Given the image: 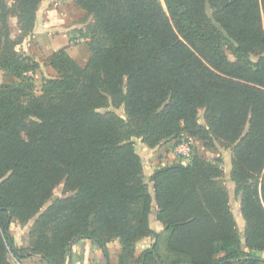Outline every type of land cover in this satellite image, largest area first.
<instances>
[{
	"label": "trees",
	"instance_id": "trees-1",
	"mask_svg": "<svg viewBox=\"0 0 264 264\" xmlns=\"http://www.w3.org/2000/svg\"><path fill=\"white\" fill-rule=\"evenodd\" d=\"M43 1L14 0L24 38ZM74 2L95 21L90 58L54 52L57 77L37 96L39 67L17 51L0 0V71L20 80L0 86V264H66L81 240L106 258L119 240V264L264 263L251 254L264 253V0ZM182 135L231 147L250 252L215 163L194 153L189 166L159 168L151 194L135 139L153 149ZM61 185L71 195L54 198ZM154 203L173 262L159 252ZM14 221L32 223L27 247H16ZM145 238L154 245L136 255Z\"/></svg>",
	"mask_w": 264,
	"mask_h": 264
},
{
	"label": "rangeland",
	"instance_id": "rangeland-1",
	"mask_svg": "<svg viewBox=\"0 0 264 264\" xmlns=\"http://www.w3.org/2000/svg\"><path fill=\"white\" fill-rule=\"evenodd\" d=\"M9 8L12 10L11 16L9 18L8 26L11 33L12 40L19 43L17 46V51L27 55L34 63H37L38 70L35 75H33L35 81V94L37 96L41 95L42 87L44 81L50 78L57 77L53 76L49 70L51 67L48 64L49 56L46 55L45 49L46 44L43 37L52 32V36L58 37L59 39H64L67 42L69 41L71 46H81L84 48V45L88 44V41H84L86 34L89 29L95 25V21L91 16L87 14L86 18H81L76 12V5L74 0H44L39 7L38 13L40 15L37 19L39 21L40 29H44L43 32H40L38 38H34V32L30 36L24 38L22 32L20 31L19 19L14 9V0H5ZM209 16L213 15L212 10L208 8L207 10ZM64 24L65 29L61 31H55V25ZM52 27V28H51ZM36 28V27H35ZM262 30L264 32V15L262 16ZM50 32V33H47ZM46 33V34H45ZM78 39H83L79 43L73 44L72 42ZM28 41V42H27ZM28 51L33 56L28 55ZM85 51V48H84ZM264 55V52H262ZM36 57V59L34 58ZM233 60L232 56H229ZM252 61L256 63L258 61V56L253 55ZM32 76V73H30ZM20 80L15 77L9 76L7 73L0 71V86L5 84L15 85L18 84ZM118 114L123 113V109L117 110ZM204 113L205 110H200L199 121L201 124H204ZM125 118L124 116H122ZM193 139V138H192ZM178 139H170L166 142L161 143L156 148H149L142 139H135L136 150L142 157L145 166V183L149 185L150 192L154 196V184L151 181V177L155 171L159 168H164L171 166L178 162V158L175 154L176 146ZM194 144V153L203 160H207L215 163L222 170V175L217 179L219 185L226 190L229 196V203L233 214L235 216L240 235L242 237V247L246 250L245 246V232H246V223L243 219L241 212V194L237 193V185L232 179V166H233V155L231 147L223 145L222 143H216L213 147H207L202 141L198 139H193ZM71 193H66L64 186L61 185L54 192V198H67ZM32 223L26 225H20L17 221L11 225V232L14 238H19L23 243H29L30 237L29 232L31 230ZM154 239L152 238V241ZM154 244L146 243L139 245V253L143 249H151ZM109 250V263L110 264H119V257L121 252V246L119 240H114L110 243ZM158 246L159 252L163 260L167 263L173 262L175 259L168 250H167V233L164 231L160 237H158ZM23 247V246H22ZM250 252V251H249ZM138 251L136 255H139ZM252 255L264 259V253H255L251 252ZM11 263L13 264V258L10 256ZM264 264V263H260Z\"/></svg>",
	"mask_w": 264,
	"mask_h": 264
},
{
	"label": "crops",
	"instance_id": "crops-1",
	"mask_svg": "<svg viewBox=\"0 0 264 264\" xmlns=\"http://www.w3.org/2000/svg\"><path fill=\"white\" fill-rule=\"evenodd\" d=\"M76 13L81 17V18H86L87 17V13L82 10L81 8H79L78 6H76ZM40 13V11H39ZM38 13V17L39 14ZM55 31H61L65 29V25L64 24H58L55 25ZM52 28V27H51ZM44 29H40L39 27V21L37 19V23H36V28H35V32H34V38H38V35L40 36V32H43ZM50 33V32H47ZM46 34V33H45ZM45 40V44H46V55L50 56L52 55L54 52H57L61 49H65L70 56L76 60V62H78L81 66H85L90 58V52L88 50L87 45H84V48L82 49L81 46H71L69 41L67 42L64 39H59L58 37H54L52 36V32L50 34H46L45 37H43ZM89 38H85V41H88ZM28 42V41H27ZM28 55L32 56L31 53L28 51ZM33 57V56H32ZM36 59V57H34ZM37 60V59H36ZM49 70H52L51 73L53 76H56V72L50 68ZM157 212H158V207L156 205V203L153 204V208H152V214L150 217V221H151V227L154 231H156L159 235H162V233L164 232V226L157 221ZM12 233V232H11ZM14 237V236H13ZM15 239V245L18 248L23 247H27V243H25L23 245V243L20 241V237L19 238H14ZM151 244L155 243V240L152 241V238H145L141 241H139L137 243L136 246V252L138 251L139 253V245H143L146 243H150ZM110 245V244H109ZM108 245V248H110V246ZM145 250L148 249H143L141 251L144 252ZM109 253V250H108ZM139 253V254H141ZM109 257L110 254H108V257L106 258L105 255L102 253V251L100 250V248L98 246H96L92 241L90 240H81L78 241L76 243L73 244L72 246V253L70 258L68 259L66 264H107L109 262ZM13 258V257H12ZM13 264H48L42 261V259L39 256H32L30 258L24 259L21 262L16 261L13 258Z\"/></svg>",
	"mask_w": 264,
	"mask_h": 264
},
{
	"label": "built area",
	"instance_id": "built-area-1",
	"mask_svg": "<svg viewBox=\"0 0 264 264\" xmlns=\"http://www.w3.org/2000/svg\"><path fill=\"white\" fill-rule=\"evenodd\" d=\"M83 39H78L73 41L72 43H79ZM85 41V40H84ZM194 144L193 139L188 137L187 135H182L180 142L176 146L175 154L178 158V163L189 166L194 157Z\"/></svg>",
	"mask_w": 264,
	"mask_h": 264
}]
</instances>
